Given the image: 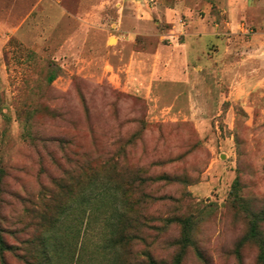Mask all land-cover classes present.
Returning a JSON list of instances; mask_svg holds the SVG:
<instances>
[{"label":"rangeland","instance_id":"rangeland-1","mask_svg":"<svg viewBox=\"0 0 264 264\" xmlns=\"http://www.w3.org/2000/svg\"><path fill=\"white\" fill-rule=\"evenodd\" d=\"M231 2L0 0V264H24L31 209L89 177L118 217L121 188L140 200L131 264H172L176 216L181 264H264V0ZM74 216L59 264L102 244L101 216Z\"/></svg>","mask_w":264,"mask_h":264},{"label":"trees","instance_id":"trees-1","mask_svg":"<svg viewBox=\"0 0 264 264\" xmlns=\"http://www.w3.org/2000/svg\"><path fill=\"white\" fill-rule=\"evenodd\" d=\"M53 79L54 76H52L49 80L52 81ZM85 182V187H80V184H61L59 186L65 190L64 201L53 204L55 199L51 198V200L49 199L42 201L40 207H34L31 209L32 214L37 219V232L32 237L21 241L23 247L20 250H22L23 253L18 255V257L24 264H59V260L63 258L67 259L70 254H72L74 247L68 246L66 249L60 245L63 242H72L77 235V230H75L73 227L69 228L70 232H68V235H61L63 220L64 218H68L71 213H74L75 215L74 220H76V217L79 215L83 216L86 214L88 215L89 213L93 216V221L98 222L101 216L100 221L102 227V244L100 246H96L95 248H88L89 250H85L86 255L90 254V256L87 258L82 256L80 257L78 255L75 261L76 264H101L102 258L106 260V262L103 264H131L125 257V254L128 251L127 247L130 245L133 238H137L136 232L141 230V226H144L141 223L139 229V227L136 226V224H138V219L131 216V214L135 215L133 211L140 200L138 199L134 201L132 198H130V196L127 194L130 191L128 187H126V189L123 191L121 188L122 203L121 201L120 203L121 206H123V213L119 214L118 217V214L116 216V212L119 210L114 205V201L112 200L113 195L109 193L108 187L101 186L102 190L95 187L98 185L97 177L86 178ZM113 186L115 189L116 186L119 189V185ZM129 187H131V184ZM74 189H77V192H75ZM88 192L91 195L93 192L95 193H93L91 196L87 195ZM106 194L110 195L111 197L106 196ZM115 197L119 201L118 195L116 193L114 195V198ZM240 202L241 200L239 199L237 193H235L233 204ZM110 210L111 213H108L107 216L106 213L108 211L110 212ZM93 211H98L99 213L94 215ZM141 218L143 219V217H140V219ZM170 220L176 222L182 227L183 235L181 236V253L177 255L172 261V264H181L184 247L189 243L190 235L188 230L190 228L188 226L190 220L177 216L172 217ZM250 231L252 239H258L259 231L257 230L256 218L251 220ZM2 232L3 231L0 227V257L3 260V254L6 251H14L16 248L9 247L2 235ZM259 252V260L264 262L263 245H260ZM142 256H144L145 261L143 262V260H139L138 264H165L154 260L150 253H143Z\"/></svg>","mask_w":264,"mask_h":264},{"label":"crops","instance_id":"crops-1","mask_svg":"<svg viewBox=\"0 0 264 264\" xmlns=\"http://www.w3.org/2000/svg\"><path fill=\"white\" fill-rule=\"evenodd\" d=\"M223 4H225L224 6V8H225V10H232V7H233V5H232V2H231V0H223ZM210 5V4H209ZM210 6H212V4L210 5ZM227 6V7H226ZM3 25H4V27L6 26L5 25V23H3ZM6 28V27H5Z\"/></svg>","mask_w":264,"mask_h":264}]
</instances>
